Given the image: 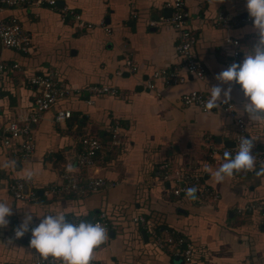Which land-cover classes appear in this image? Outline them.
<instances>
[{
	"label": "crops",
	"instance_id": "obj_1",
	"mask_svg": "<svg viewBox=\"0 0 264 264\" xmlns=\"http://www.w3.org/2000/svg\"><path fill=\"white\" fill-rule=\"evenodd\" d=\"M169 1L55 0L53 7L22 4L0 9V21L13 19L30 36L27 53L0 43V60L20 67L2 79L0 129L33 104L37 91L27 77L52 73L70 89L32 126L31 156L19 155L17 141L5 146L0 140V200L13 213L0 228V264H37L36 250L10 236L13 223L22 221L29 209L34 213L31 225L40 222L35 214L46 212L67 213L72 222H88L105 212L108 238L94 249L95 264H185L155 244L165 231L190 241L197 262L264 264V223L257 208L264 201V175L234 171L217 182L206 169L214 172L225 160L223 155L212 156L211 148L232 147L236 122L219 105L203 111L181 101L190 91L210 94L219 83L216 74L232 64L234 40L240 50L236 63L256 42L252 24L223 26L216 20L220 13L244 16L246 0H184L186 25L195 39L192 51L205 71L202 79L186 71L176 49L177 30L160 21L171 14ZM64 8L92 26H80ZM127 60L133 71L127 70ZM157 71L178 73L184 81L167 83L166 76L154 77ZM148 82L153 88L146 87ZM89 85H109L116 94L89 103ZM231 88L230 99L247 137L264 152V123L239 114L245 97L238 84ZM223 100L222 93L217 103ZM62 109L70 110L71 117L56 122L54 115ZM115 123L123 143L109 148ZM83 136L104 142L91 166L76 163ZM28 171L34 172L31 179H25ZM64 173L70 182L98 176L108 185L83 194L66 190ZM181 175L199 176L216 197L198 189L196 199L174 195ZM13 180L23 181L35 198L15 199L9 190ZM139 216L144 223L135 220Z\"/></svg>",
	"mask_w": 264,
	"mask_h": 264
},
{
	"label": "built area",
	"instance_id": "obj_2",
	"mask_svg": "<svg viewBox=\"0 0 264 264\" xmlns=\"http://www.w3.org/2000/svg\"><path fill=\"white\" fill-rule=\"evenodd\" d=\"M22 4L26 5H48L54 6L55 0H0V9L10 8L19 6ZM171 9V14L167 18H160V21L169 22L178 33V42L176 45L177 52L181 55L184 62V67L186 71L194 75L197 79H202L204 76L203 67L197 62L194 53L192 51L193 44L195 42L193 34L187 28V13L184 10V0H170L166 4ZM64 13L70 15L78 21V24L82 27L90 28L92 24L85 23L80 19V16L74 13L72 10L64 8ZM217 22L223 26H230L233 24L248 23L252 24V19L249 17L248 13L244 16L230 15L228 13H220L217 16ZM158 23L152 22V24ZM0 43L6 48H13L22 53H27L30 45V36L27 34L22 27L13 19H6L0 21ZM234 46V52L232 57V63L236 62L239 58V42L234 40L232 42ZM127 70L133 71L131 66V61H126ZM17 63H6L0 60V82L3 77L9 72V70L19 69ZM165 72L157 71L154 77L166 76L167 83L183 82V77L179 76L178 73L175 74H165ZM27 84L30 87H34L37 91L35 100L33 104L27 109L25 114H21L17 119L10 121L3 128L0 129V140L5 146H9L12 142L17 141L18 149L17 152L22 157H29L34 151L35 145L31 137L32 126L37 124L42 118L43 114L51 108L53 104L57 101L67 97L70 94L69 87L63 81H58L57 78L52 74H34L26 78ZM146 87L153 88L151 82L146 83ZM86 90L91 95L90 99L87 100L89 103L93 102L95 97H99L104 94L115 95L116 89L109 85H89ZM210 98V94L202 93L199 91H190L184 94L181 101L184 105H195L203 111H207L204 107L205 102ZM219 107L232 118L237 125L236 134L234 138V145L229 149L226 147L217 148L213 146L211 148L212 156L221 157L225 151L231 152L233 155L237 151V145L241 137H247L244 126L243 119L237 114L234 109V105L231 99L227 102L224 100L218 104ZM71 117V111L67 109H62L56 111L54 115V120L56 122L64 121ZM249 138V137H248ZM123 143L122 138L119 133L118 125L115 123L110 129V140L109 148L119 147ZM254 143V142H253ZM103 149V144L95 137H82L80 140V151L77 154L76 163L81 166H91L94 163L96 155ZM252 154L256 158V165L264 166V152L260 151L255 143L252 149ZM63 177L67 181L64 188L66 190H73L78 193L94 192L100 188L108 185V182L98 176L86 177L80 183L70 182V178L67 173L63 174ZM164 178H168L165 174ZM203 182L201 178L196 175H181L177 176L175 181V186L173 187L172 193L174 195H180L181 193H186L185 189L189 187H198L201 189L206 197H216L208 187L202 185ZM9 190L17 200H33L34 195L26 189V185L21 180H13L9 186ZM258 211L260 212L261 220L264 223V201L259 202L257 205ZM141 223H144L145 218L139 216L135 218ZM73 221V220H72ZM22 221L17 220L13 223L10 229V236L14 240L24 239L25 243L29 246L31 231L25 233L24 236L16 238L15 229L21 224ZM78 222V220H74ZM91 223L99 222L106 229H108L107 215L105 212H100L97 217L90 221ZM32 224L30 227H35ZM155 244L159 248L168 249L174 256L180 258L185 264H210L208 261L195 262L194 251L195 247L188 241L185 237L181 236L178 232H162L158 234L155 238ZM30 247V246H29ZM37 264H61L59 260L49 257L48 259L42 258L38 254ZM90 264H95L94 259L90 261Z\"/></svg>",
	"mask_w": 264,
	"mask_h": 264
},
{
	"label": "clouds",
	"instance_id": "obj_3",
	"mask_svg": "<svg viewBox=\"0 0 264 264\" xmlns=\"http://www.w3.org/2000/svg\"><path fill=\"white\" fill-rule=\"evenodd\" d=\"M245 6L252 19L257 40L241 62H234L216 74L215 79L219 83L211 87L210 98L204 107L207 110L217 108L222 93L224 102H227L232 91L231 84H238L245 97L239 114H246L250 122L264 123V0H246ZM225 84L229 85L226 89L222 87ZM254 140L252 137L242 136L234 155L225 151V162L214 172L211 169L206 171L214 175L217 182L223 181L225 176H232L234 171L245 170L255 172L258 176L264 175V166L259 170L256 168V158L252 154ZM33 175V171H28L25 179H31ZM185 192L187 197L196 199V187H189ZM46 213L35 214L40 222L35 227H30L34 213L29 209L15 229V237H22L31 231L29 246L42 258L51 257L61 264H90L94 249L104 244L108 238L107 229L99 222L91 223L82 219L78 222L69 221L68 214L64 212ZM12 214L11 206L0 200V228L8 225L6 217ZM8 243L12 241L9 240Z\"/></svg>",
	"mask_w": 264,
	"mask_h": 264
},
{
	"label": "trees",
	"instance_id": "obj_4",
	"mask_svg": "<svg viewBox=\"0 0 264 264\" xmlns=\"http://www.w3.org/2000/svg\"><path fill=\"white\" fill-rule=\"evenodd\" d=\"M6 76V75H5ZM4 78V77H3ZM3 84H2V80H1V82H0V92H1V90H2V88H3V86H2ZM33 88V87H32ZM83 137H86V136H83ZM109 137H110V133H109ZM102 144L104 143V142H102L100 139H98ZM109 140V139H108ZM203 180V179H202ZM201 180V181H202ZM197 187V186H196ZM198 191L200 192L201 191V189L198 187ZM99 214V213H98ZM96 217H97V215H96ZM107 221H108V218H107ZM88 222H90V220H88ZM158 227L156 228V233H157V231H158ZM194 257H195V251H194ZM195 260V259H194ZM195 262H197L196 260H195Z\"/></svg>",
	"mask_w": 264,
	"mask_h": 264
},
{
	"label": "water",
	"instance_id": "obj_5",
	"mask_svg": "<svg viewBox=\"0 0 264 264\" xmlns=\"http://www.w3.org/2000/svg\"><path fill=\"white\" fill-rule=\"evenodd\" d=\"M220 141H221V140H220ZM224 144L226 145V143H224ZM233 145H234V144L230 145V147L233 146ZM22 240L25 241L24 239H22Z\"/></svg>",
	"mask_w": 264,
	"mask_h": 264
}]
</instances>
